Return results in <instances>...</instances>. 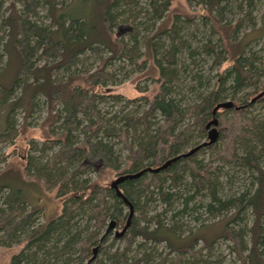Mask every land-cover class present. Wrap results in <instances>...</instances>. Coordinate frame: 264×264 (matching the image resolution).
<instances>
[{
	"label": "trees",
	"instance_id": "16d2710c",
	"mask_svg": "<svg viewBox=\"0 0 264 264\" xmlns=\"http://www.w3.org/2000/svg\"><path fill=\"white\" fill-rule=\"evenodd\" d=\"M41 1L50 18L47 25L33 19L39 0H0L6 58L4 66L0 63V143L14 140L19 132L15 110L33 106L37 94L47 104L42 121L47 134L41 146L29 144L31 151L40 154L12 155L0 166V247L22 245L7 264H219L212 259L219 241L231 243L229 249L239 264H264V166L260 162L264 121L245 114L246 101L264 89V57L245 55L243 42L238 52L229 51L240 40L236 39L240 20L232 23L221 18L220 4L230 0H187L200 6V19L210 27V34L218 36L217 43L205 41L203 49L217 61H230L217 86L206 94L193 90L194 81L201 84V75L189 73L190 83L184 87L194 96L188 102L176 96V55L186 50L196 65L199 48L178 35L177 14L169 25L162 19L172 0H146L145 6L137 0ZM138 17L162 22L156 32L145 35L140 32L147 26L136 21ZM120 22L130 26L127 40L115 30ZM261 24L257 31L264 39ZM224 52L225 57L220 54ZM91 57L92 64L98 62L94 67L87 66ZM137 58L141 59L137 62ZM148 61L150 66L145 67L155 71L146 79L157 85L153 95L144 94L139 85L142 95L136 99L100 91L116 81V71H108L109 67L121 70L126 63L141 67ZM228 79L231 102L238 107L214 114L215 142L182 156L207 141L206 124L213 117V107L224 101L220 90ZM248 85L253 91L238 97L236 92ZM111 101L119 104L113 112L103 108ZM253 102H264V94ZM177 155L162 169L145 170L118 183L133 214L122 235L105 232L109 220L123 227L129 209L103 179L153 169ZM3 160L0 157V163ZM95 161L100 167L91 169ZM216 162L250 170L253 188L221 196ZM38 183L55 189L62 199L60 212L44 222L38 220L40 208L28 198L29 187ZM184 191L188 194L181 196V208L170 221L165 213ZM195 197L198 203L189 205ZM157 201L165 206L161 211L156 210ZM200 207L222 217L182 234L173 217ZM226 211L230 213L223 215Z\"/></svg>",
	"mask_w": 264,
	"mask_h": 264
},
{
	"label": "rangeland",
	"instance_id": "374dc122",
	"mask_svg": "<svg viewBox=\"0 0 264 264\" xmlns=\"http://www.w3.org/2000/svg\"><path fill=\"white\" fill-rule=\"evenodd\" d=\"M39 5L36 9V15H34L33 19L38 22H42L45 25L50 23V18L48 13L46 12L47 9L39 0ZM68 1V0H66ZM139 5H144L147 3L146 0H137ZM6 3L3 5V7ZM224 8L221 10V18L224 22L230 21L234 22L237 19L240 20L239 28H238V35L236 39H240L238 41H234L232 46H230L229 51L232 50L233 52H238L240 48H242V42L245 43L243 47V53L245 55H249L253 53V56H262L264 57V39L261 37L257 31V27L262 25L261 23L264 22V0H253L252 4H249L247 0H230L228 3L222 2L220 4ZM78 6V5H77ZM74 6H72L73 10ZM166 9L163 12L162 19L164 18V22L166 25L171 23V19L174 14L178 15L177 23L178 35L184 36L187 43H190L192 46H198L199 48V55L200 58L197 61V64L193 65L191 60L187 56L186 50H182L181 53H178L177 59V71H178V82L177 84V91L179 94H176L177 98H183V101L188 102L189 97H193L194 94L184 87L185 83H190L189 81V73L198 72L201 75V84L193 82L194 91H198L200 93H207L212 88L217 86L218 81L220 80L219 77L225 74L226 70H228V65L230 64L229 59L226 58L217 61L216 56L212 55V53L206 52L204 48L205 41H210V43H217L218 36L216 34H210L208 29L210 28L207 24L205 25L202 22L201 16L202 11L200 6L194 1H187V0H172L170 4H168ZM75 11L77 9L75 8ZM2 13H4V8H2ZM142 21L147 26V31L140 32L141 34L150 35L156 32L160 23L162 22L161 19L158 20H148L145 17H138L136 21ZM189 21V22H187ZM253 27V28H252ZM130 26L128 23L120 22L116 27L115 30L121 35L125 40L128 39L126 33ZM5 31L4 28L1 27V19H0V54H1V65L4 66L6 58L3 55L2 44L5 41ZM140 49L142 50L141 46ZM217 49H219L217 47ZM225 53L223 54L225 57ZM83 59L85 57H82ZM141 58H137V62ZM93 58L87 61V66L94 67L98 62L92 64ZM91 63V64H90ZM258 63V62H257ZM85 64V65H86ZM84 65V64H83ZM258 67L261 66L259 64ZM145 66H150V61L144 63L143 66L137 67L136 65L124 64L123 69L118 70L113 67H109L108 71L115 69L116 71V81L113 83H107L106 85L102 86L100 89L101 92L104 94H114L119 93L124 97V99H136L139 95H142V92L137 90V86H141L146 92L148 96L153 95L157 90V85L155 83L149 82L147 77L155 75V71L146 68ZM114 71V70H113ZM114 71V72H115ZM223 71V72H222ZM24 80H28L31 77H24ZM185 81V82H184ZM231 80L228 79L224 82L223 86L221 87L220 94L221 99L224 101L231 100ZM254 87L252 85H248L244 88L239 89L236 92V95L239 97H243L245 94L251 93ZM20 89H17V93H20ZM41 94H37L36 97L33 98V106L24 108H18L15 110L14 113V124L18 128L19 132L16 134V138L13 139H6L4 142L0 143V157L4 158L3 162L0 163V166L9 161L12 155H27V153H32L33 155H39V151H31L29 148L30 142L36 143L37 146H41V142L45 138V134H47L46 126L43 125L42 121L45 119L47 115V104L45 99ZM185 97V98H184ZM250 100H247L245 103V110L248 117L254 118L256 120L264 121V102H253L250 105ZM103 108H107L113 112L117 110L119 104L116 102H107L103 104ZM132 106V105H130ZM130 106H128L130 108ZM237 108V107H236ZM54 127V126H52ZM51 129V128H50ZM55 130L56 127L54 128ZM54 130V133H56ZM49 153V152H48ZM125 156V151L123 152ZM3 155V156H2ZM207 157V156H206ZM201 158V155L198 156ZM261 164L264 166V160L261 159ZM215 170L219 171L218 181L220 182V191L219 194L224 197V195H231L233 193H239L242 190L252 189V172L247 170L246 168H238L234 166H223V164H219V162L213 163ZM91 169H96L100 167V163L95 161L93 162ZM90 177L94 178L95 174L90 173ZM114 179L112 175H108L103 179L104 183L110 184V182ZM30 181V180H29ZM179 193L181 192L178 189ZM184 194L177 195L176 200L171 205L169 210L165 213L166 217L170 219L173 213L176 212L181 208L180 201L182 200L181 196L188 194L186 191L183 192ZM56 190L55 189H47L42 183L33 184L29 187L28 198L32 201V204L40 208L39 211V222L47 221L48 218L55 216L61 210V197H56ZM199 197H195L191 200L189 205L194 203H198ZM200 200V199H199ZM202 200V199H201ZM205 201V200H202ZM156 203V210L161 211L165 206H162L160 203ZM127 207H124V212ZM207 211L205 208H197L195 211H189L188 213H177L174 216L175 224L181 226L180 231L182 234L189 231L195 230L198 228L201 223H214L216 220L222 217V214H214L210 215L206 213ZM227 212V211H226ZM230 212L224 213L223 215H227ZM195 216H198V219H195ZM106 223V226L108 225ZM122 226H117L115 229L120 231ZM113 236V233L109 235L108 240H110ZM107 240V241H108ZM231 243L229 241H219L214 245V252L215 254L212 256V259L215 261H220L219 264H239V261L235 258V255L231 253L229 247ZM22 247L21 244H12L10 247H0V264H7L9 261V256L18 252ZM162 246H160V249ZM164 249V248H163ZM216 263V262H215Z\"/></svg>",
	"mask_w": 264,
	"mask_h": 264
},
{
	"label": "water",
	"instance_id": "95a60500",
	"mask_svg": "<svg viewBox=\"0 0 264 264\" xmlns=\"http://www.w3.org/2000/svg\"><path fill=\"white\" fill-rule=\"evenodd\" d=\"M263 94H264V89L260 93L255 95L253 98H251V101H249V102L255 101L258 97L262 96ZM233 106L235 107L236 105H234V103L231 102V100L220 101V103L217 102V104L212 109V114L211 115L213 117H212V119L210 121L207 122L206 127H205V128H207V139H206L207 141L196 145L195 147L191 148L189 151H187V152H185V153H183L181 155L182 156H185V154L189 155L192 152H194L195 150H197L200 146L215 142L217 137H218V130H217L218 121H217V118L215 117L214 114L221 108H229V107H233ZM236 107H238V106H236ZM178 156H180V155L172 157L171 159H169L168 161H166L165 163H163L162 165H160V166H158L156 168L151 169L149 167V168L141 169V170H139L136 173L122 174V175H119L116 179H113V181L110 183V187H112L113 190L115 189L116 194L124 199V202L128 205L129 213L127 215L128 216L127 217V222L125 223V225L122 228H120L121 229L120 231H117L115 229V222L113 220H109L108 225L105 228V232L114 231L116 236L122 235L125 232V230H126L125 228H127L128 224H129V220H130L131 215L133 214L132 205L129 204L130 202L128 200H126L125 197L123 196V194L120 192V190L118 188V183L121 182L125 178H132V177H135V176L138 177V175L141 174L145 170H149L150 169L152 171H157L159 169H162V168L165 167V165L169 164L171 162V160L177 158ZM95 250H96V248H93V253H92L93 256L95 255L94 254Z\"/></svg>",
	"mask_w": 264,
	"mask_h": 264
},
{
	"label": "bare ground",
	"instance_id": "6f19581e",
	"mask_svg": "<svg viewBox=\"0 0 264 264\" xmlns=\"http://www.w3.org/2000/svg\"><path fill=\"white\" fill-rule=\"evenodd\" d=\"M195 147V146H194Z\"/></svg>",
	"mask_w": 264,
	"mask_h": 264
}]
</instances>
